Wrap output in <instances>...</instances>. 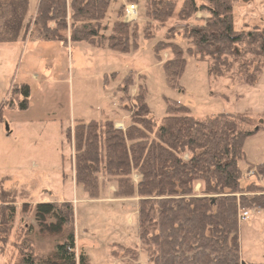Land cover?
I'll list each match as a JSON object with an SVG mask.
<instances>
[{
  "label": "trees",
  "instance_id": "obj_1",
  "mask_svg": "<svg viewBox=\"0 0 264 264\" xmlns=\"http://www.w3.org/2000/svg\"><path fill=\"white\" fill-rule=\"evenodd\" d=\"M15 1L26 10L27 0ZM115 1L39 0L33 22L45 40L86 43L128 53L137 48L139 29L121 21L124 7L118 9L109 35L103 33L107 31L103 22ZM202 1L206 5L183 0L177 13L176 0L147 2V21L142 28L146 40L155 36L152 22L163 25L175 14L180 22H187L198 12L209 16L203 24L187 30L191 48L186 51L175 44L157 45V53L166 47L172 54L163 64L171 89L179 88L184 52L198 62L210 60V79L227 77L235 66L242 75L250 69H262L264 28L237 32L233 25L234 0ZM132 82L128 76L119 85L127 98L124 102L128 101ZM246 82L253 83L248 78ZM166 105V116L155 123L140 84L123 130L116 129L113 120L75 122L66 132L74 150L75 186L90 200L103 199L110 187L114 188V199H137L138 238L150 264H248L241 258L239 215L244 210L264 211V187L244 178L253 169L262 176L264 164L249 163L244 144L264 129L260 125L263 121L246 114L197 119L179 103L166 100ZM3 206L13 216L15 209ZM22 211L33 214L40 236L58 241L44 259L25 254L20 264H89L84 253L78 257L75 254L70 203L24 205ZM8 219L0 220L1 242L6 239L12 217ZM123 252L130 255L132 263L137 261V251L126 248ZM111 255L115 256V251Z\"/></svg>",
  "mask_w": 264,
  "mask_h": 264
},
{
  "label": "rangeland",
  "instance_id": "obj_2",
  "mask_svg": "<svg viewBox=\"0 0 264 264\" xmlns=\"http://www.w3.org/2000/svg\"><path fill=\"white\" fill-rule=\"evenodd\" d=\"M38 1L27 0L24 10L15 0H0V220L12 217L6 239L0 242V264H20L25 254L41 260L53 251L58 240L40 236L33 214L22 211L24 205L39 203L72 205L70 229L76 257L84 253L89 264H150L138 238L137 199H114L113 187L103 199H87L75 186L74 150L66 132L77 121L104 120L116 121L115 128L123 130L140 84L157 124L166 116V100H170L185 106L197 119L246 114L263 121L259 124L264 128V63L258 72L250 69L242 75L235 66L227 77L210 79V60L198 62L184 52L179 88L171 89L163 64L172 54L166 47L157 53L156 47L164 42L183 51L191 48L186 32L203 24L208 13L198 12L187 22H180L176 14L163 25L152 22L155 36L146 40L142 28L149 0H116L103 22L105 36L118 18L119 8L125 11L126 6L135 5L138 13L130 23L121 13L124 24L139 29L137 48L122 54L86 43L43 39L33 22ZM182 3L176 0V13ZM204 4L196 0L197 6ZM233 22L237 32L263 29L264 0H234ZM128 76L133 82L124 102L127 98L119 85ZM246 78L253 83L248 85ZM244 152L249 163L264 164V129L245 141ZM251 172L254 176L248 174L244 179L252 178L264 186V174ZM3 205L15 209L13 216ZM249 215L247 221H239L241 258L264 263V224L255 210ZM126 248L138 252L136 262L127 253L126 257Z\"/></svg>",
  "mask_w": 264,
  "mask_h": 264
},
{
  "label": "built area",
  "instance_id": "obj_3",
  "mask_svg": "<svg viewBox=\"0 0 264 264\" xmlns=\"http://www.w3.org/2000/svg\"><path fill=\"white\" fill-rule=\"evenodd\" d=\"M138 13H137V7L135 5H128L125 7L124 11V21L126 23H130L132 21H135L137 19ZM119 130H122V128H119ZM249 176L253 175L252 172L248 173ZM249 211H242L239 215V221H247L249 219Z\"/></svg>",
  "mask_w": 264,
  "mask_h": 264
},
{
  "label": "crops",
  "instance_id": "obj_4",
  "mask_svg": "<svg viewBox=\"0 0 264 264\" xmlns=\"http://www.w3.org/2000/svg\"><path fill=\"white\" fill-rule=\"evenodd\" d=\"M0 209H2V206H0ZM255 211L260 216V222H262V224H264V211L263 210H255ZM0 242H1V239H0ZM249 261L250 262L246 261L245 263H248V264H264L260 261V259H257V258H251Z\"/></svg>",
  "mask_w": 264,
  "mask_h": 264
}]
</instances>
